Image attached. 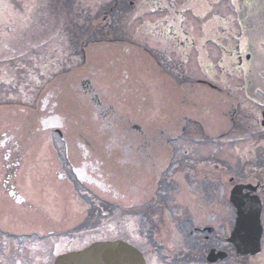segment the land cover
I'll list each match as a JSON object with an SVG mask.
<instances>
[{
    "label": "flooded vegetation",
    "instance_id": "flooded-vegetation-1",
    "mask_svg": "<svg viewBox=\"0 0 264 264\" xmlns=\"http://www.w3.org/2000/svg\"><path fill=\"white\" fill-rule=\"evenodd\" d=\"M232 2L234 9L230 21L218 14L210 16L221 23H234L232 30L220 27L214 41L203 38L205 31L200 32L199 39L194 30L167 31L166 41L172 46L165 43V52L154 53L141 47L143 53L138 57V67L158 78L155 83L158 90L149 88L154 79L142 80L139 117L115 89L114 79L100 72L102 58L90 64L92 66L85 62L86 68L81 66L77 72L63 74L44 97L39 109L41 123L61 134L67 130V117L74 111L78 118L76 122L85 124L87 133L99 143L95 149L105 154L103 160L93 153L90 155L81 144H73L79 164L75 168L69 166L67 175L74 188L87 184L86 189L82 187L84 191L75 190L81 192L82 199L90 195L99 198L98 194L109 195L114 200L122 196V201L128 202V211L135 205L129 204V200L138 204L137 214L127 212L120 215L124 219L122 230L128 241L137 243L141 240L146 247L151 243L145 237L136 238L132 232L127 234V225L132 227L139 223L137 229L145 236L144 227L158 230L167 220L171 221L166 223L167 227L170 225L179 230L181 223L185 222L202 234L208 225L195 224V212L219 215L214 223L215 229L228 230L231 222L222 210H227L229 189L237 184L256 185V191L251 194L261 200V224L264 227V155L262 167L248 168L244 177L237 165H228L227 155L223 158L226 152L222 153L224 144L233 136L260 135L264 143V127L261 125L264 113V0H227L228 4ZM108 16V12H104L97 22L99 28ZM163 33L157 32L155 38L162 37ZM206 44L214 45V54L212 49L207 50ZM200 52L207 60L203 64L204 57ZM113 55L114 60H120L123 65L126 62L129 67L134 66L132 60L136 62L124 53L113 52ZM160 60L167 69L161 67ZM131 76L134 75L131 73ZM169 139L175 143V158L161 159L162 153L168 150L163 142ZM218 142L219 147L216 146ZM181 145L187 146L182 152L188 153L189 159L179 158ZM108 160L124 170L125 195L106 186L103 181V163ZM89 187L93 190L87 189ZM185 187L191 197L185 195ZM164 188L171 189L169 196L161 191ZM217 204H220L219 211L214 206ZM100 207L106 208V204L101 202ZM112 207H109L108 214ZM98 209V204L91 200L85 220L81 218L64 238L47 236L38 244L21 246L0 235V264H51L58 255L59 246L56 245L62 243L74 250L88 245L93 235L83 237V224L89 221L93 227ZM89 214L90 220L87 219ZM111 215L108 229L115 234L117 216L113 212ZM205 218L203 216L202 220ZM203 237L207 239V236ZM221 242V238L215 236V246ZM168 261L164 259L162 264Z\"/></svg>",
    "mask_w": 264,
    "mask_h": 264
},
{
    "label": "rangeland",
    "instance_id": "rangeland-1",
    "mask_svg": "<svg viewBox=\"0 0 264 264\" xmlns=\"http://www.w3.org/2000/svg\"><path fill=\"white\" fill-rule=\"evenodd\" d=\"M155 1H157L156 4H153ZM173 1L174 3L170 0H118L114 11L109 13L105 25L100 29L104 34V37L100 38L99 30L96 27L98 26L97 22L102 19L104 12L112 6L113 0H0V133L8 130L19 132L20 145L24 151L25 159L15 179V188L24 203L22 205L15 203L7 195L0 192V235L5 240L26 246L38 244L47 236L65 235L84 216L83 201L90 204L91 200H94V203L98 204V214L105 213L102 217L104 227H107V222L112 216L111 212L120 221H122L120 215L135 212V210H126L128 202L126 200L121 201L122 196L120 199L114 200L109 195L98 194L99 198L90 195L87 200L84 198L81 200V192L75 191L71 178L67 175L69 166L75 168L79 164L76 151H71V140L74 135L64 132L59 135L50 130L36 131L34 129L37 122L32 117L37 111L39 112L37 110L38 99L41 98L54 78L68 71L74 64L81 63L82 57L76 39L96 41V39L120 38V41L131 43L135 40L139 46L143 44L152 52L160 53L164 50L165 43H168L170 47L172 44L166 41L165 33L156 39L154 33L150 34V32L155 29L156 22L160 26L159 22L164 17L163 11H168V8L170 13L167 17L169 20L170 18L182 19L181 14L186 16L185 20H189V23L180 25L183 30L189 31L194 29L193 26L201 25V29L206 30L211 38L217 36L214 33L219 31V27L222 25L218 26L219 23L215 21L209 23H201V21H204L205 17L212 12L228 17V21H230L234 9V2L228 4L227 0ZM183 1L186 2V5L182 7L180 5ZM157 5L162 8L161 11ZM181 7L184 11L180 10ZM184 7H188V10ZM145 23H149L148 30L145 29ZM223 25L226 29H234L233 22ZM127 32L128 34H126ZM146 35L150 39L148 42ZM87 43L88 41L83 42L81 47H85ZM105 43L103 42L104 45L96 48L94 46H98V43L91 44L92 47L87 53L91 63L88 60L89 63H87L89 65L95 63L94 59L101 54L100 72L114 79V87L130 106L138 107L140 105L139 82L134 80L129 72L124 71L126 69L120 60H114L115 56L111 49L113 47H105L108 46ZM128 48L130 49L120 46L119 50L136 60V62L133 61V65L136 72L139 73L140 62L134 56H138L136 52L140 51V47L128 45ZM53 51H57V53L54 52L56 55L53 54ZM76 52H79V55L75 56ZM160 62L161 67L167 69L166 64L161 60ZM167 72L170 74L169 71ZM72 118L67 117L69 125L73 123ZM37 127L39 126L37 125ZM83 128H85L84 125L76 124L70 128V131L77 133L76 137L74 136L77 142L85 144L97 157H102V154L84 136L79 135L83 132ZM233 137H230L223 146L222 153L226 152L223 158L227 155L225 159L228 165H237L240 172L244 173L248 168H252L253 164L262 160L264 143L260 140L261 136L257 135L253 138L246 136L236 142H232ZM64 142L67 145V152L63 145ZM174 144V142L170 143L169 158L171 159L175 158ZM219 144L220 142L216 146L219 147ZM181 146L183 147L180 149L179 158L182 160L189 159L188 153L182 152L187 146ZM210 150H213V146ZM66 155L68 157L65 159ZM105 164L103 173L106 183L114 186L118 192L125 195L127 182L123 176L124 170L113 165L111 160L106 161ZM85 185L87 184L80 185L81 189L82 187L85 188ZM184 193L187 197L192 196L187 187H185ZM101 202L106 204V208L100 207ZM130 203L135 204L129 200ZM110 204L113 207L108 214ZM214 206L217 211L220 210V204ZM222 212L227 214L229 221L232 219L233 214L230 209L227 208ZM203 216L206 218L202 220ZM218 217L219 215L215 213L208 215L195 212L193 215L195 224H207L212 228L216 227L214 223ZM168 222L171 221H165V225ZM118 224L120 223L117 222ZM165 225L162 224L158 230L155 229L157 232L154 235V238L161 236L163 239L162 246L153 249L149 245L148 248L150 249H148L138 243L145 250L148 264L156 263L153 258L154 254L168 257L175 246L183 248L181 241L184 240L186 232L180 233L172 226L165 227ZM138 226H140L139 223L132 227L127 225L128 231L126 233L132 232L133 236L139 237ZM121 227L119 226V228ZM144 230L146 237L154 233L152 228L144 227ZM227 231L214 229L210 235L201 234L199 237L195 235L196 242L199 243H196L199 252L204 251L206 254L209 245L214 242L213 237L217 235L220 237V233L228 234ZM92 234L97 236L94 231ZM204 235H209L210 240L204 242L202 239ZM115 236L117 237L118 234ZM103 237L108 238V233L104 234ZM140 237H142L141 232ZM109 238H112V235ZM58 246L57 252L68 249L62 243L56 245V247ZM261 247L260 254L248 256L245 264H264V233ZM232 261L227 259L226 262L220 264H231ZM191 264L207 263L204 259H200L199 262H192Z\"/></svg>",
    "mask_w": 264,
    "mask_h": 264
},
{
    "label": "water",
    "instance_id": "water-1",
    "mask_svg": "<svg viewBox=\"0 0 264 264\" xmlns=\"http://www.w3.org/2000/svg\"><path fill=\"white\" fill-rule=\"evenodd\" d=\"M230 201L236 209V220L228 242L234 245L237 255L258 254L262 233L259 200L243 195L240 188L235 187L230 193ZM225 257V253L211 251L207 261L214 263ZM53 264H145V261L137 249L124 242L113 241L94 243L81 251L60 255Z\"/></svg>",
    "mask_w": 264,
    "mask_h": 264
},
{
    "label": "trees",
    "instance_id": "trees-1",
    "mask_svg": "<svg viewBox=\"0 0 264 264\" xmlns=\"http://www.w3.org/2000/svg\"><path fill=\"white\" fill-rule=\"evenodd\" d=\"M23 159L24 151L20 145L19 132L5 131L0 133V164L2 166L0 190L9 192L11 182L22 165Z\"/></svg>",
    "mask_w": 264,
    "mask_h": 264
},
{
    "label": "bare ground",
    "instance_id": "bare-ground-1",
    "mask_svg": "<svg viewBox=\"0 0 264 264\" xmlns=\"http://www.w3.org/2000/svg\"><path fill=\"white\" fill-rule=\"evenodd\" d=\"M198 37L200 36V32L196 31L195 33ZM158 87V86H157Z\"/></svg>",
    "mask_w": 264,
    "mask_h": 264
}]
</instances>
